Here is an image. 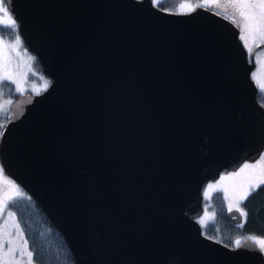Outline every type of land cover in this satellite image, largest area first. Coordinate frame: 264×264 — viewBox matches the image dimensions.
Returning <instances> with one entry per match:
<instances>
[{"label": "water", "instance_id": "water-1", "mask_svg": "<svg viewBox=\"0 0 264 264\" xmlns=\"http://www.w3.org/2000/svg\"><path fill=\"white\" fill-rule=\"evenodd\" d=\"M10 5L49 80L11 99L0 167L74 264H264L251 241L218 243L195 219L202 182L264 145L254 62L235 24L152 0ZM225 215L241 220L236 207Z\"/></svg>", "mask_w": 264, "mask_h": 264}, {"label": "snow or ice", "instance_id": "snow-or-ice-1", "mask_svg": "<svg viewBox=\"0 0 264 264\" xmlns=\"http://www.w3.org/2000/svg\"><path fill=\"white\" fill-rule=\"evenodd\" d=\"M154 6L160 7L163 11H169L162 7V0H152ZM203 6L205 9L213 7L217 15H223L224 18L230 19L236 27L240 29V39L244 42L245 47L249 52L250 63H257L264 67V61L257 54L255 61L252 59V47L249 46V41L255 47H259L260 42H264V0H224V3H220V0H200V3L193 5L191 3L179 5L178 14H188L191 11H195V7ZM10 0H0V25H5L11 28L13 31L17 30L18 24L17 20L14 18L10 10ZM232 10L231 16L227 14L228 9ZM187 9V11H184ZM21 38L16 35L12 41H6L0 38V82L11 81L16 85V91H24V82L26 81V73L20 71L21 65L17 63L12 53H15L16 57H21L19 49L21 47ZM32 57H28V60H32ZM28 71H31L30 64H26ZM255 78L256 74H252ZM47 83L43 85L44 90L47 89ZM261 90H264V84L260 85ZM34 91H39L34 87ZM12 101L9 99L0 103V112H5V105H11ZM248 173V178L242 182V188L237 197L236 201V211L240 212V215L247 217V213L240 207V202L247 200L254 191H256L261 185H264V155L253 164H244L240 168L239 172L233 173L228 177H221L224 179L238 178ZM0 185H7L8 191L3 193V197L0 198V215H2L9 206V201H13L14 197H22L24 194L20 191L18 186L11 180L4 178L3 169L0 168ZM212 185H209L211 188ZM2 190V189H0ZM227 192V189H225ZM207 194V193H206ZM233 205L229 204V211H232ZM12 221V228L15 231V235L21 240L23 247L18 250L12 247L11 234L6 230L8 226V221ZM203 224V220L198 221ZM243 227V225H239ZM246 241H251L253 244L257 245L259 249L264 252V238H258L253 235L246 237H240L233 241L236 248L241 247ZM218 243L220 241H217ZM5 243L8 245L7 252L4 255L8 256L10 259L18 251L20 260H16L15 264H25L23 260L27 257L26 264H33V252L28 249V241L24 239L23 230L20 224L16 221L14 212H7V217L3 221V227H0V249L4 248ZM2 260V258H0ZM2 264H9V260H2Z\"/></svg>", "mask_w": 264, "mask_h": 264}, {"label": "trees", "instance_id": "trees-1", "mask_svg": "<svg viewBox=\"0 0 264 264\" xmlns=\"http://www.w3.org/2000/svg\"><path fill=\"white\" fill-rule=\"evenodd\" d=\"M181 3L193 5L199 4L200 0H162V7L172 11H179ZM18 35L17 31L0 25V36L4 39H11ZM30 60L31 71L26 73V84L32 81L39 85L42 79L48 82V78L40 72L39 63L33 53ZM43 86H39V91ZM259 89L256 90V99L263 104V96ZM24 92H31L25 89ZM18 92L14 90L10 81L0 82V95L14 98ZM262 101V102H261ZM5 112H0V129L7 118L9 107ZM22 197H14L9 201L6 209L15 213L16 221L23 230L24 239L28 241L27 247L33 252V264H74L73 258L67 248L62 236L50 223L45 214L41 211L36 202L25 191ZM203 206V205H202ZM208 212L200 229L203 234L214 238L227 245H233V241L240 237L249 235L264 238V185L248 197L247 200L240 202V207L247 213V217L241 216L239 222H233L225 215L223 197L219 190L211 192L206 204ZM243 227H239V225Z\"/></svg>", "mask_w": 264, "mask_h": 264}, {"label": "rangeland", "instance_id": "rangeland-1", "mask_svg": "<svg viewBox=\"0 0 264 264\" xmlns=\"http://www.w3.org/2000/svg\"><path fill=\"white\" fill-rule=\"evenodd\" d=\"M220 3H224V0H220ZM227 14L229 16H231L232 10L230 8L228 9ZM238 32H239V37H240L241 33H240V29L239 28H238ZM15 36L13 38H11V39H4L1 36H0V38L10 42V41H12L15 38ZM242 43H243V45L245 47L244 42H242ZM249 46L250 47L253 46L251 41H249ZM19 52L21 53V57H16L15 53H12V56H13L14 60L21 65L20 71L27 73L28 69L26 67V64H30V61L28 60V57H31V54L23 46L22 43H21V47L19 49ZM257 54L261 58V61H264V44L261 45L260 47H258L254 51V54H253L254 61H255V58H256ZM253 73L256 74L255 78H253V76H252ZM250 76H251L252 80L254 81V83L256 84L257 89L261 90L260 85L264 84V67H262L260 64H257V63L254 62V65H253L252 69L250 70ZM45 83H46L45 79H42L41 83L39 85L35 81H32L29 84H26L24 82V91H25V89H27V90H29L31 92H35L33 90L34 87L37 89L39 86H43ZM12 84H13L14 90L16 91V85L14 83H12ZM16 92L22 93V92H19V91H16ZM261 94L264 97V90L260 91V95ZM9 99L11 100V98L9 96H1L0 95V103H3L4 101H7ZM262 103L264 105V98H263V102ZM5 107H7V105H5ZM262 155H264V145H263L261 150L258 152V154L254 158L243 159L235 168H222L215 178L206 179V180H204L202 182L201 187H200V192H201V203H202L203 207H202V211L199 214H197V216L195 217L197 222L200 221V220H203V222H204L206 217H207V213L209 212L211 214V212L209 210L207 211L205 206H206V204H208V198L210 197L211 192L214 191V190H219L220 191V193H221V195L223 197L225 208L229 209V204L230 203L233 205V208L235 207L236 201H237V197L239 196V193H240L241 188H242V182L246 178H248V173H245L244 175H242L241 177H238V178L224 179L223 181L221 180V177L222 176L223 177H228V176H230L233 173L239 172L240 168H242L243 165L246 164V163L247 164L256 163L260 159V157ZM3 176H4V178H6L8 180L13 181L18 186L20 191L22 193L24 192L23 188L18 183H16L11 177H9L7 174H5L4 172H3ZM209 185H212V187L209 188ZM0 189H2V190H0V198H2L3 197V193L5 191H8V186L7 185H0ZM225 189H227V192H225ZM7 212H9V211L5 210V212L2 215H0V227H3V221L7 217ZM6 230L11 234L10 238L13 241L12 247L17 249V250L19 248L23 247L21 240L15 235V231L12 228V221L11 220L8 221V226H7ZM7 249H8L7 243H5L3 249H0V258H2V260H9V264H15L16 260H20L21 259V257L19 256V252L18 251L14 254V256L11 259L8 256L4 255V253L7 252ZM2 260H0V264H2ZM23 260L25 261V264H26L27 257H24Z\"/></svg>", "mask_w": 264, "mask_h": 264}, {"label": "flooded vegetation", "instance_id": "flooded-vegetation-1", "mask_svg": "<svg viewBox=\"0 0 264 264\" xmlns=\"http://www.w3.org/2000/svg\"><path fill=\"white\" fill-rule=\"evenodd\" d=\"M225 209H227V208H225Z\"/></svg>", "mask_w": 264, "mask_h": 264}]
</instances>
